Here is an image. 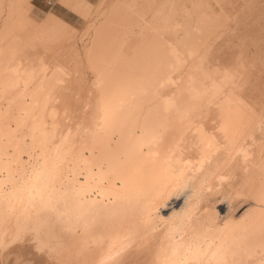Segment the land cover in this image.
Segmentation results:
<instances>
[{
  "label": "bare ground",
  "instance_id": "6f19581e",
  "mask_svg": "<svg viewBox=\"0 0 264 264\" xmlns=\"http://www.w3.org/2000/svg\"><path fill=\"white\" fill-rule=\"evenodd\" d=\"M32 1L0 0V264H264V0H58L76 34Z\"/></svg>",
  "mask_w": 264,
  "mask_h": 264
},
{
  "label": "rangeland",
  "instance_id": "374dc122",
  "mask_svg": "<svg viewBox=\"0 0 264 264\" xmlns=\"http://www.w3.org/2000/svg\"><path fill=\"white\" fill-rule=\"evenodd\" d=\"M58 0H33L32 6L34 8V16L36 20L42 19L46 16H50L56 20L63 22L67 28L74 34L80 33L82 30V22L78 19V16L75 15L71 10H66L58 5ZM89 4L94 5L98 0H86ZM247 199L243 196H235L232 199V209L235 217L240 216L246 208L248 207ZM219 201V202H218ZM217 209L220 211L221 201L217 200Z\"/></svg>",
  "mask_w": 264,
  "mask_h": 264
}]
</instances>
